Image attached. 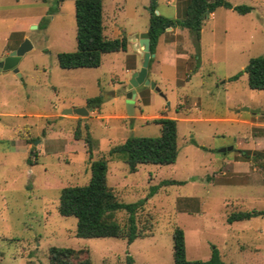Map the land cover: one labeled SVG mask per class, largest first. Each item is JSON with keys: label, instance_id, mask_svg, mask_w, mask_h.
Here are the masks:
<instances>
[{"label": "rangeland", "instance_id": "rangeland-1", "mask_svg": "<svg viewBox=\"0 0 264 264\" xmlns=\"http://www.w3.org/2000/svg\"><path fill=\"white\" fill-rule=\"evenodd\" d=\"M75 1L0 0L9 20L1 25L16 15L33 17L21 75L0 72V111L6 113L0 114V264H50L52 246L85 249L91 264H174L176 226L185 231L189 259L208 260L215 245L228 264H264V216L227 222L233 211L264 210V89L250 88L245 72L230 78L264 55V0H229L252 6L248 13L219 7L208 14L200 49L188 29L168 28L148 67L163 94L141 84L133 114L127 68L142 66L136 34L148 30L150 0H103L104 32L127 36V50L103 54L98 67L62 68L58 53L77 47ZM186 1L158 0V11L182 17ZM169 47L178 70L171 55L165 57ZM98 95L100 108H87L86 100ZM79 107L89 114L64 113ZM161 116L178 120L174 163H142L131 172L110 155L130 135L158 136L154 119ZM101 157L108 159V182L119 200H145L137 213L143 235L132 243L77 236V218L59 212L61 189L87 184L91 161ZM127 216L116 213L121 224Z\"/></svg>", "mask_w": 264, "mask_h": 264}, {"label": "trees", "instance_id": "trees-1", "mask_svg": "<svg viewBox=\"0 0 264 264\" xmlns=\"http://www.w3.org/2000/svg\"><path fill=\"white\" fill-rule=\"evenodd\" d=\"M219 7L232 8L240 13H248L252 6L233 5L229 0H187L182 17H169L159 13L158 0H150L148 33L150 49L156 53L160 37L167 28L188 29L196 40L197 48L201 30L208 14ZM54 7L50 8L52 13ZM158 11V12H157ZM76 39L77 47L73 51L58 53V64L62 68L98 67L102 56L108 52L127 50L128 38L108 37L104 32L103 0H76ZM46 17H43V20ZM153 58H151L149 66ZM248 76V85L252 89H264V55L252 57L243 71L231 76L238 79L243 73ZM103 96L98 95L86 100L87 108H100ZM161 126L158 136L130 135L121 144L110 149V155L120 156L131 172L138 170L139 164L155 163L167 165L174 163L179 155L178 120L169 116L154 119ZM79 136L80 133L77 132ZM88 150L92 154L93 138L88 133L85 137ZM109 163L106 157L91 161V179L87 184L68 185L61 189L59 212L65 216L77 218L76 234L80 237H120L128 243L143 235L138 225L137 213L144 207L145 200L125 202L119 200L108 182ZM170 182H175L171 180ZM166 183V182H165ZM153 193V191H152ZM126 211L127 222L121 224L116 213ZM264 216V210H238L227 216V222L249 220ZM150 229V227L148 228ZM174 264H228L217 246H212L208 260L189 259L187 257L186 236L181 226H176L173 233ZM50 264H91L89 252L85 249L52 246L49 250Z\"/></svg>", "mask_w": 264, "mask_h": 264}, {"label": "water", "instance_id": "water-1", "mask_svg": "<svg viewBox=\"0 0 264 264\" xmlns=\"http://www.w3.org/2000/svg\"><path fill=\"white\" fill-rule=\"evenodd\" d=\"M158 12V11H157ZM32 27H37V25H33ZM171 28V27H169ZM136 37L139 39L140 46L143 50V63L138 71H134L131 75L128 84V92H127V99H128V112L129 114L134 113L135 108V101L134 98L137 95V88L141 84H145L146 86H150L154 88L156 91H159L163 94L160 88L156 85L155 81L148 77V67L151 58L155 56V53L151 52L150 49V38L148 31L136 34ZM32 47V44L28 38H25L20 45L9 52L7 56L0 60V72L13 70L14 72L21 75L18 69V63L21 60L22 56ZM77 113L80 115H87L89 114V110L86 107H79V108H67L64 113ZM233 146L228 148L221 149L223 152L226 150L232 149Z\"/></svg>", "mask_w": 264, "mask_h": 264}, {"label": "crops", "instance_id": "crops-1", "mask_svg": "<svg viewBox=\"0 0 264 264\" xmlns=\"http://www.w3.org/2000/svg\"><path fill=\"white\" fill-rule=\"evenodd\" d=\"M16 1L19 2V0H16ZM31 19H33V17H24L23 18V16H21V15H16L12 18V20H13L12 23L6 24V25L0 24V58L7 56L10 51L16 49L20 45V43L28 36L27 25L29 24ZM6 21H9V20L4 19V17H2V15L0 13V23L6 22ZM14 33L19 34L20 36H22V38L12 41L11 36ZM130 42H131V40H130ZM165 52H166V54H165L166 58L171 55L172 65L176 68V70H178V65H177V59H178L177 56L178 55L175 56V54H173L171 47L167 48V50ZM127 70L129 72L135 71L133 68H127ZM7 71H12V70H7ZM7 71H3V72H7ZM0 114H6V113L0 111ZM10 115H17V114L16 113L13 114V112H11ZM18 115L22 116L23 114L18 113Z\"/></svg>", "mask_w": 264, "mask_h": 264}]
</instances>
